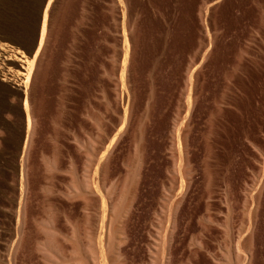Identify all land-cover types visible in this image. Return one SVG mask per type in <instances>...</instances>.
Instances as JSON below:
<instances>
[{"label": "rangeland", "instance_id": "374dc122", "mask_svg": "<svg viewBox=\"0 0 264 264\" xmlns=\"http://www.w3.org/2000/svg\"><path fill=\"white\" fill-rule=\"evenodd\" d=\"M43 1L30 42L0 34V251L22 201L24 263L50 218L100 255L121 210L125 264H264V0Z\"/></svg>", "mask_w": 264, "mask_h": 264}, {"label": "bare ground", "instance_id": "6f19581e", "mask_svg": "<svg viewBox=\"0 0 264 264\" xmlns=\"http://www.w3.org/2000/svg\"><path fill=\"white\" fill-rule=\"evenodd\" d=\"M51 3V1H50ZM49 7V6H48ZM45 21V20H44ZM47 23V22H46ZM44 27V25H43ZM189 172V170H188ZM190 173V172H189ZM98 174V172H97ZM99 176V175H98ZM189 176V175H188ZM187 176V178H188ZM91 177V176H90ZM104 177V176H102ZM190 177V176H189ZM85 178V177H84ZM104 179V178H101ZM85 180V179H84ZM92 179H87L85 184H84V188L83 191H85V193H83L86 197H89L87 195V193H93V186H95V184L91 181ZM99 180H97L98 182ZM101 181V180H100ZM99 181V184H101ZM106 179L104 181H102V191L103 188H106ZM99 184L97 191L99 190ZM26 185V184H24ZM133 187V186H132ZM135 187V186H134ZM133 187V188H134ZM101 188V187H100ZM94 189V190H95ZM100 191V190H99ZM133 190L130 191L129 196L126 195L125 196V202L123 205V214L126 215V213H128L130 211V209L132 208V203H133V199H134V195L132 193ZM105 192H107V190H105ZM104 192V193H105ZM71 193V192H70ZM102 193V192H101ZM135 193V192H134ZM108 194V193H105ZM24 195L27 194H23L22 193V197ZM76 195V194H75ZM110 193L108 194V201L106 202V207L107 209L112 208L113 211H115V207L113 206L112 200L113 197L110 195ZM133 195V196H132ZM92 196V195H90ZM25 197V196H24ZM107 197V195H106ZM122 197V196H121ZM84 198V197H83ZM82 198V199H83ZM94 198V196H93ZM105 198V197H104ZM22 199V198H21ZM92 198H90L91 200ZM23 200V199H22ZM89 200V201H90ZM21 201V200H20ZM26 201V200H25ZM87 200V202L89 203V205L94 201H90L89 202ZM72 202V201H71ZM84 203V202H83ZM86 203V202H85ZM96 203V202H95ZM18 207H17V221H16V226H15V233L13 235V238H11V243H7L8 246L5 247V250L0 251V264H28V263H24V261H20L21 258L19 257L20 250L22 252V244H23V237L25 235V225L26 223V206L25 204L21 201L18 203ZM120 204V201H119ZM86 206V205H85ZM88 207V206H86ZM91 207V206H89ZM9 208V206H8ZM93 208V207H91ZM90 208V209H91ZM72 209V208H71ZM92 210V209H91ZM178 210V209H177ZM176 210V211H177ZM89 211V210H88ZM11 212V211H10ZM131 212V211H130ZM15 213V212H14ZM69 213V212H68ZM176 214V213H175ZM73 215V214H72ZM77 215V214H76ZM79 215V214H78ZM88 215V214H87ZM108 215V214H107ZM106 215V219H105V233L103 235L102 233V242L104 245L103 246V252L100 250L99 253H101L100 255L97 252V249L95 247V242L94 241V235L93 233L90 234V229L88 228V226H90V220L85 219L83 220V222H79V220L73 222V220H71L69 217V219H66L67 225H65L64 223V228H66V230H64V240L66 239H70V241L72 240V245H74V247H76L78 249L79 252H81V254H78V256L76 257V260L74 261H70L66 258V245L64 243H62L63 238H61L62 232L60 230V226H57V224L55 223V221L50 218L47 222L44 223V225L40 228L42 229V231L45 233V241L43 243L36 241L35 245L37 251L40 253V258L42 259L41 261H43V264H125V253L123 251V246L126 242V232H125V228L122 227V224H117L113 225L115 221H119L120 222V216H122V212L120 210V214L117 218H110L109 215ZM68 216V215H67ZM71 216V215H70ZM6 217V216H5ZM33 217V216H32ZM36 217V216H35ZM51 217V216H50ZM74 217V216H73ZM72 217V218H73ZM105 217V216H104ZM177 217V215H176ZM65 218V217H64ZM91 218V217H90ZM33 219V218H32ZM56 219V218H55ZM59 219V218H58ZM102 219V220H104ZM177 219V218H176ZM175 216L174 214L172 215V227H175L174 224L175 223ZM82 220V219H81ZM2 221V220H1ZM60 221V220H59ZM29 222V221H28ZM32 222V221H31ZM34 222V220H33ZM57 222V221H56ZM63 222V221H62ZM35 223V222H34ZM117 223V222H116ZM29 224V223H28ZM33 224V223H32ZM94 224V223H93ZM1 225V224H0ZM5 225V223H4ZM40 225V224H39ZM69 225V226H68ZM62 226V225H61ZM68 226V227H67ZM98 226V225H97ZM92 227V226H91ZM5 228V227H4ZM63 229V228H62ZM72 231H71V230ZM3 230V229H2ZM14 230V229H13ZM83 230V234L84 236H81L79 233L77 232H81ZM92 230V229H91ZM104 230V229H103ZM100 231V230H99ZM174 232L173 229L170 232V236L169 238H167V244H166V248L165 251L167 253V256L171 254V248L173 246V241H174ZM24 233V235H23ZM96 233V232H95ZM99 234H97L98 236ZM100 236H101V232H100ZM44 237V236H43ZM99 237V236H98ZM7 240V239H6ZM84 240H86V244H84ZM96 240V239H95ZM98 240V239H97ZM166 240V239H165ZM8 241V240H7ZM9 241V242H10ZM101 241V239H100ZM98 241V242H100ZM34 243V242H32ZM71 243V242H70ZM240 243V242H239ZM30 244V243H29ZM64 244V245H63ZM101 245V243H99ZM26 246V245H25ZM31 246V245H30ZM98 246V245H97ZM33 247V246H32ZM68 247V246H67ZM87 247V249H86ZM99 248V246H98ZM29 249V248H28ZM68 249V248H67ZM84 249H86L84 251V253L82 252ZM33 250V249H32ZM31 250V251H32ZM81 250V251H80ZM4 251V252H3ZM68 251V250H67ZM3 252V253H2ZM36 252V253H38ZM65 254V256H64ZM74 254V253H73ZM34 256V255H33ZM75 256V255H73ZM166 256V255H165ZM29 257V256H28ZM37 257V256H35ZM169 259V257H168ZM23 260V259H22ZM168 264H171V262L168 260ZM30 264H34V263H30Z\"/></svg>", "mask_w": 264, "mask_h": 264}, {"label": "trees", "instance_id": "16d2710c", "mask_svg": "<svg viewBox=\"0 0 264 264\" xmlns=\"http://www.w3.org/2000/svg\"><path fill=\"white\" fill-rule=\"evenodd\" d=\"M43 0H1L0 34L13 42L25 45L30 42L38 25L43 7ZM15 4L17 12L10 8ZM23 21V25L15 23Z\"/></svg>", "mask_w": 264, "mask_h": 264}, {"label": "built area", "instance_id": "2783aa9c", "mask_svg": "<svg viewBox=\"0 0 264 264\" xmlns=\"http://www.w3.org/2000/svg\"><path fill=\"white\" fill-rule=\"evenodd\" d=\"M23 60H25L26 62H25L24 65H22V69L19 70V72L17 74L13 75L14 81L18 85L23 84L28 79V74H29L28 73L29 72V70H28V67H29L28 66V62H27L26 59H23ZM22 62H24V61H22ZM0 76L3 77V78H7L8 77L7 74L4 71H2L1 69H0Z\"/></svg>", "mask_w": 264, "mask_h": 264}, {"label": "water", "instance_id": "95a60500", "mask_svg": "<svg viewBox=\"0 0 264 264\" xmlns=\"http://www.w3.org/2000/svg\"><path fill=\"white\" fill-rule=\"evenodd\" d=\"M41 21H42V18H41Z\"/></svg>", "mask_w": 264, "mask_h": 264}]
</instances>
